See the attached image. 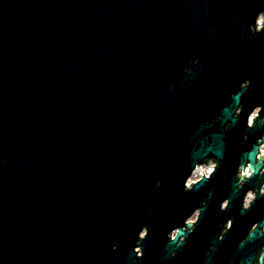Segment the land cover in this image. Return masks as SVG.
Masks as SVG:
<instances>
[{
    "label": "water",
    "instance_id": "1",
    "mask_svg": "<svg viewBox=\"0 0 264 264\" xmlns=\"http://www.w3.org/2000/svg\"><path fill=\"white\" fill-rule=\"evenodd\" d=\"M262 16L0 0V264H264Z\"/></svg>",
    "mask_w": 264,
    "mask_h": 264
},
{
    "label": "built area",
    "instance_id": "2",
    "mask_svg": "<svg viewBox=\"0 0 264 264\" xmlns=\"http://www.w3.org/2000/svg\"><path fill=\"white\" fill-rule=\"evenodd\" d=\"M262 18H263V17H260L259 19H262ZM257 25H260V21L257 22ZM255 114H258V112L256 111V112L253 114V116L251 117L250 122L253 121ZM261 148L264 149V143L261 145ZM216 166H217V165H216V162H215V161H209L208 163H206V164H204V165L198 166V167L196 168V170L194 171L193 176H194L197 172H199L201 169H203L204 171L202 172L201 176H199V177L207 176V175L211 174V173L214 171V167H216ZM193 176H192V177H193ZM187 184H189V185L192 186V184H193V180H192V178L188 181ZM263 189H264V188H263ZM245 203H246V202H245Z\"/></svg>",
    "mask_w": 264,
    "mask_h": 264
},
{
    "label": "rangeland",
    "instance_id": "3",
    "mask_svg": "<svg viewBox=\"0 0 264 264\" xmlns=\"http://www.w3.org/2000/svg\"><path fill=\"white\" fill-rule=\"evenodd\" d=\"M262 17H263V18H262L261 20H264V16H262ZM203 171H204V170L201 169L199 172H197V173L192 177V180H195V179L200 178L199 176H201V174H202ZM254 198H255V193H254V192H250V193L248 194V197H247V199H246V203H245V204L252 202ZM190 219H191V220H194V219H195V216L192 217V218H190Z\"/></svg>",
    "mask_w": 264,
    "mask_h": 264
},
{
    "label": "flooded vegetation",
    "instance_id": "4",
    "mask_svg": "<svg viewBox=\"0 0 264 264\" xmlns=\"http://www.w3.org/2000/svg\"><path fill=\"white\" fill-rule=\"evenodd\" d=\"M248 197V196H247ZM195 216V219L194 220H191L192 222H196V220H197V216H198V212L194 215ZM193 216V217H194ZM227 228H228V225H227V227H226V229L223 231V233L227 230ZM263 231H264V229H263ZM138 250V249H137ZM258 256H259V254H258ZM257 256V257H258ZM257 263V261L255 260V264Z\"/></svg>",
    "mask_w": 264,
    "mask_h": 264
}]
</instances>
